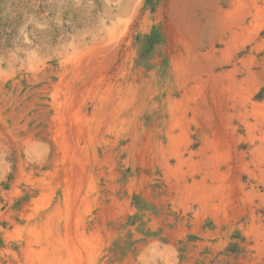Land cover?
Instances as JSON below:
<instances>
[{
	"label": "rangeland",
	"instance_id": "obj_1",
	"mask_svg": "<svg viewBox=\"0 0 264 264\" xmlns=\"http://www.w3.org/2000/svg\"><path fill=\"white\" fill-rule=\"evenodd\" d=\"M0 264H264V0H0Z\"/></svg>",
	"mask_w": 264,
	"mask_h": 264
}]
</instances>
